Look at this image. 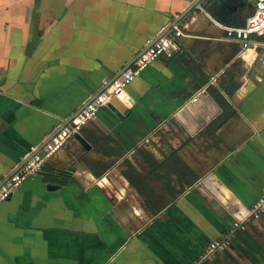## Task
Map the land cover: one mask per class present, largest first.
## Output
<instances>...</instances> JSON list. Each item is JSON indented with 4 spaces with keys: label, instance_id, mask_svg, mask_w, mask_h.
Instances as JSON below:
<instances>
[{
    "label": "crops",
    "instance_id": "1",
    "mask_svg": "<svg viewBox=\"0 0 264 264\" xmlns=\"http://www.w3.org/2000/svg\"><path fill=\"white\" fill-rule=\"evenodd\" d=\"M195 1L0 0V185L151 41L191 35L109 99L127 114L82 127L90 149L45 160L68 179L29 174L0 203V264H195L226 237L203 264H264V33L241 51L207 14L241 25L252 3Z\"/></svg>",
    "mask_w": 264,
    "mask_h": 264
},
{
    "label": "built area",
    "instance_id": "2",
    "mask_svg": "<svg viewBox=\"0 0 264 264\" xmlns=\"http://www.w3.org/2000/svg\"><path fill=\"white\" fill-rule=\"evenodd\" d=\"M253 5V10L241 25H229L216 20L209 14V19L223 32V38L237 42L241 51L251 47L253 44H260L253 41V36H261L264 33V0H249ZM191 36L184 32L183 28L173 25L171 33L164 34L154 40L125 70H123L111 82L104 81V88L93 97L85 107L78 112L67 125L55 133L51 139L35 153L18 171L13 173L0 185V203L6 200L13 189L19 186L23 179L29 174L40 172L42 166L57 150L66 143L69 137H73L75 132H80L82 127L95 118L98 110L107 104L112 96L120 94L124 87L130 83L141 71L152 61L159 57L171 58L180 51L179 38ZM264 58V50L261 53ZM196 100V97L193 98ZM264 211V195L253 205L251 216L257 218ZM234 228H241L240 222L233 223ZM228 238L215 240L209 243L208 250L203 253L195 264H203L210 260L216 251L228 245Z\"/></svg>",
    "mask_w": 264,
    "mask_h": 264
},
{
    "label": "water",
    "instance_id": "3",
    "mask_svg": "<svg viewBox=\"0 0 264 264\" xmlns=\"http://www.w3.org/2000/svg\"><path fill=\"white\" fill-rule=\"evenodd\" d=\"M199 1L200 0H196L195 2H193L192 3V5L190 6V8L189 9H187V11L186 12H189V11H191L196 5H199ZM220 4H222V3H224L225 1H228V2H237L238 0H217ZM184 14V13H183ZM183 15H181L179 18H181ZM178 20V19H177ZM176 20V21H177ZM163 33H161V35H162ZM160 35V36H161ZM159 38V37H158ZM153 41H151L149 44H148V46L152 43ZM147 46V47H148ZM146 47V48H147ZM145 48V49H146ZM144 49V50H145ZM143 50V51H144ZM142 51V52H143ZM141 52V53H142ZM140 53V54H141ZM139 54V55H140ZM138 55V56H139ZM137 56V57H138ZM136 57V58H137ZM135 58V59H136ZM134 59V60H135ZM134 60H132L131 61V63L134 61ZM131 63H129L128 65H126L118 74H116V76H118L123 70H125ZM115 76V77H116ZM114 77V78H115ZM114 78H112L109 82H111ZM251 87V82L249 81V80H247V81H245V82H243V84H242V86H241V91H243V92H247V91H249V88ZM241 91L240 90H236L235 91V93H234V96L236 97V98H238L239 96H240V94H241ZM123 91H121L120 92V94L122 93ZM122 99H123V101H124V103L125 104H127V105H130V104H133V100L131 99V98H129L127 95H123V97H122ZM86 105V104H85ZM108 107L111 109V111L117 116V117H122L123 115H125V114H127L129 111H130V109L129 108H126L125 110H123V111H120L118 108H116L112 103H109L108 102ZM84 108V106L82 107V108H80V110L79 111H77L75 114H73V116H71V118L69 119L70 121H71V119L78 113V112H80L82 109ZM73 137L77 140V142L82 146V147H84L85 149H90V147H91V145H90V143L88 142V140L80 133V132H75L74 134H73ZM45 143V142H44ZM34 154V153H33ZM23 163H25V161H23L22 162V164L20 165V166H22L23 165ZM19 166V167H20ZM18 167V168H19ZM17 168V169H18ZM16 169V170H17ZM16 170H14L13 172H11L8 176H6V178L4 179V181L7 179V178H9L13 173H15V171ZM3 181V182H4ZM2 184V183H1ZM57 185L56 184H49V187L50 188H54V187H56Z\"/></svg>",
    "mask_w": 264,
    "mask_h": 264
},
{
    "label": "trees",
    "instance_id": "4",
    "mask_svg": "<svg viewBox=\"0 0 264 264\" xmlns=\"http://www.w3.org/2000/svg\"><path fill=\"white\" fill-rule=\"evenodd\" d=\"M41 173H43V175L46 178H50L54 180L56 179L61 182H64L70 176V173L68 171L57 168L53 164H50V163L43 164Z\"/></svg>",
    "mask_w": 264,
    "mask_h": 264
}]
</instances>
